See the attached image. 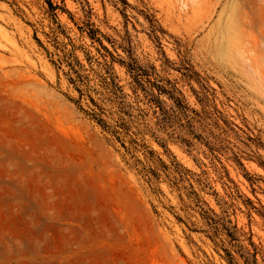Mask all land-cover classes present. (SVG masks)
I'll use <instances>...</instances> for the list:
<instances>
[{
	"label": "rangeland",
	"instance_id": "obj_1",
	"mask_svg": "<svg viewBox=\"0 0 264 264\" xmlns=\"http://www.w3.org/2000/svg\"><path fill=\"white\" fill-rule=\"evenodd\" d=\"M87 1L111 41L106 46L132 53L190 106L193 95L222 101L239 127V154L252 182L233 161L223 163L244 197L264 206V167L247 158L264 163V0ZM64 5L73 19L61 11L57 17L78 46L81 5ZM55 26L46 0H0V264H205L206 256L227 264L203 233L189 229L176 192L166 183L163 195L149 191L67 97V81L47 56ZM116 69L128 83L126 68ZM152 147L166 157L163 147ZM167 147L199 171L182 144ZM197 153L223 195L213 167ZM205 198L218 210L212 195ZM238 206L237 224L264 258V216Z\"/></svg>",
	"mask_w": 264,
	"mask_h": 264
},
{
	"label": "trees",
	"instance_id": "obj_2",
	"mask_svg": "<svg viewBox=\"0 0 264 264\" xmlns=\"http://www.w3.org/2000/svg\"><path fill=\"white\" fill-rule=\"evenodd\" d=\"M121 1L127 4L126 0ZM46 2L56 24L49 36L53 50H47V56L66 79L70 101L99 127L149 191L163 195L161 183H166L176 192L180 208L190 220L189 229L203 233L227 264H264L252 233L244 231L236 221L238 202L261 216H264V206L255 207L251 199L244 197L223 163L222 157L233 161L252 182L239 154L242 143L237 134L239 127L228 120L222 101L216 95H193L196 106H190L181 95L174 94L171 86L167 87L154 73L139 66L132 53L126 51L124 57L116 46L112 49L106 46L104 40L111 41L92 20L93 12L87 0H78L83 20L77 24L81 43L75 45L57 17L61 11L73 19L64 0ZM82 37L88 38L90 44ZM77 49L83 53V60ZM116 64L126 68L128 83L121 79ZM170 141L183 145L198 172L181 163L168 149ZM153 142L163 147L165 158L154 150ZM199 146L204 150L200 151ZM195 150L213 167L225 189L223 195L211 183L208 170L203 169L206 162ZM247 158L257 160L264 167L258 160L260 157ZM205 195L213 196L218 210L209 204ZM177 220L182 218L177 215ZM205 260V264H214L207 256Z\"/></svg>",
	"mask_w": 264,
	"mask_h": 264
}]
</instances>
